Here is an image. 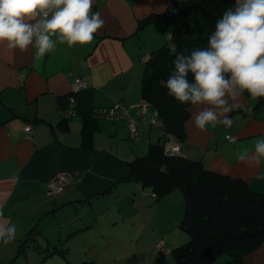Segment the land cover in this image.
<instances>
[{"label":"crops","instance_id":"obj_1","mask_svg":"<svg viewBox=\"0 0 264 264\" xmlns=\"http://www.w3.org/2000/svg\"><path fill=\"white\" fill-rule=\"evenodd\" d=\"M170 3L94 0L92 10L100 11L105 23L93 41L72 47L57 41L56 49L45 56L32 47L13 50L0 43V223L15 224L17 229L15 240L0 242V264H134L131 258L136 252L131 258L126 253L109 252L117 242L111 234L104 236L106 228L112 232L117 226L110 212L119 205L122 195L118 189L128 187L125 192L133 202L136 190L143 191L141 186L122 180L129 171L127 162L145 155L151 143L163 141L160 126L152 123L154 112L149 105L142 115L141 106L147 103L141 82L143 57L165 43L164 24H150L139 33L138 26L151 14H165ZM77 78L88 83L95 113L125 105L131 118L138 121V136H131L125 118L110 121L93 114L91 136L85 137L83 117L66 118L63 114L64 99ZM255 104V99L242 95L233 110H252ZM198 110L192 108L186 124L187 138L180 150L183 157L201 160L207 169L240 178L264 193V165L254 166L251 157L246 162L237 160L241 150L254 152L257 138H264V106L249 118L228 113L231 127L217 124L206 130L194 123ZM28 125L31 133L26 132ZM229 135L236 140H228ZM60 173L69 174L71 180L63 193L50 196L47 182ZM174 211L176 222H181L183 210L179 215V210ZM155 229L154 225L150 228L148 239L154 236L157 240L160 233ZM32 230L41 249H68L69 258L59 254L43 258L32 247L26 255L19 254L21 243ZM168 235L160 234L164 243ZM232 253L238 264H264V244L247 255ZM22 257L26 258L23 263Z\"/></svg>","mask_w":264,"mask_h":264},{"label":"trees","instance_id":"obj_2","mask_svg":"<svg viewBox=\"0 0 264 264\" xmlns=\"http://www.w3.org/2000/svg\"><path fill=\"white\" fill-rule=\"evenodd\" d=\"M234 2L171 0L165 14H151L142 19L138 26L139 33L150 24H164L166 42L143 57L141 82L143 98L161 125L163 141L151 143L145 155L127 162L129 171L122 180L141 186L143 191L150 189L155 202L164 201L177 189L183 193L185 208L181 228L189 240L171 251L176 264H213L229 251L242 256L264 244V193L255 191L240 178L207 169L201 160L183 157L181 151L172 153L166 150L167 143L172 140L179 144L185 142L186 124L191 118L193 106L181 104L170 96L162 81L168 78L174 67L172 61L177 52L206 46L216 20ZM69 96L64 99V116L69 106ZM75 100L71 109L83 117L85 137L91 136L89 123L93 114L107 119L104 113L118 105L102 108L95 113L90 87L75 94ZM255 100L252 110L237 109L232 113L254 117L264 106V98ZM36 235L34 230L27 235L20 245L19 254L26 255L29 247H32L39 250L43 258L54 254L69 258L68 249H41Z\"/></svg>","mask_w":264,"mask_h":264},{"label":"clouds","instance_id":"obj_3","mask_svg":"<svg viewBox=\"0 0 264 264\" xmlns=\"http://www.w3.org/2000/svg\"><path fill=\"white\" fill-rule=\"evenodd\" d=\"M94 0H0V43L10 49L34 48L45 56L57 41L69 47L95 38L105 23ZM55 37V39H54ZM168 78V94L181 104L198 107L194 123L231 127V113L247 94L264 98V0H235L216 20L206 46L177 52ZM191 77V78H190ZM264 165V138H257L254 152L241 150L237 160ZM15 224L0 223V242L16 239Z\"/></svg>","mask_w":264,"mask_h":264},{"label":"rangeland","instance_id":"obj_4","mask_svg":"<svg viewBox=\"0 0 264 264\" xmlns=\"http://www.w3.org/2000/svg\"><path fill=\"white\" fill-rule=\"evenodd\" d=\"M247 117L249 118V116ZM128 140L133 141L135 138L129 137ZM127 189L128 187L124 185L118 189L122 195L121 199L118 200L119 205L115 211L110 212V215L115 216L114 219L117 220V226L111 230L112 232H108L106 228V236L104 237L107 238L111 234L114 243H117L111 246L108 251L129 254L128 258H131V254L136 252L137 255L131 258L134 264H161L162 262H165V264H175L171 254L172 250L169 249L179 247L189 240L187 233L181 228V222H176V211H174L176 209L179 210L177 212L178 215L181 210L184 213L183 193L177 189L163 201H167V203H160L155 202L150 189L147 188L141 192V189L136 190L135 186L134 190L137 191V194H134L136 198L133 202L131 194L125 192ZM144 194H147V196H144ZM176 196L180 200L176 199ZM153 225L156 228L155 232H159L160 234L168 232L169 235L166 237L165 243L161 239L160 234L157 235V240L154 236H151L150 239L147 238V234L151 232L150 228ZM158 243L161 246H158ZM232 252H227L215 264H238V259L234 257ZM164 254L171 255L165 257ZM25 260L26 258L22 257L20 262L23 263Z\"/></svg>","mask_w":264,"mask_h":264},{"label":"built area","instance_id":"obj_5","mask_svg":"<svg viewBox=\"0 0 264 264\" xmlns=\"http://www.w3.org/2000/svg\"><path fill=\"white\" fill-rule=\"evenodd\" d=\"M71 95L69 96V106L68 109L65 110V117L66 118H70L73 115H75V113L73 112V110L71 109V107H73L75 105V94H77L79 91L86 89L87 87H89L88 83L81 79V78H77L75 81H73L71 84ZM145 103H147L145 101ZM149 104H145L144 106H141V112L142 115L145 116L146 111H147V106ZM104 117H106L109 120H119V119H127L129 121V128H130V133L132 137H137L138 136V121L131 118L130 114H129V110L128 108L123 105V104H118L115 108L106 111V113H104L103 115ZM152 123L156 124L158 126H161L160 123L157 121L156 119V115L154 114V118L152 119ZM26 132L27 133H31L32 132V126L28 125L26 127ZM227 139L230 141H235L236 137L233 136H227ZM166 150L172 153H180L181 150V144L175 142L174 140L170 141L167 143L166 145ZM70 176L67 173H60L57 174L56 176H54L53 178H51L48 182H47V191L48 194L50 196H56L60 193H63L66 190L67 185L70 182Z\"/></svg>","mask_w":264,"mask_h":264}]
</instances>
